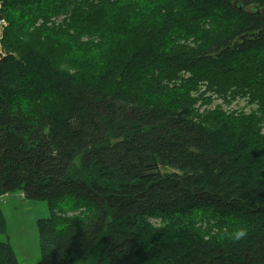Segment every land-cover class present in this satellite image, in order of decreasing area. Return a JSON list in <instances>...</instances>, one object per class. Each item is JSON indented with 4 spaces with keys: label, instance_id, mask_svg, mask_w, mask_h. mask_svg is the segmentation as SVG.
Listing matches in <instances>:
<instances>
[{
    "label": "trees",
    "instance_id": "1",
    "mask_svg": "<svg viewBox=\"0 0 264 264\" xmlns=\"http://www.w3.org/2000/svg\"><path fill=\"white\" fill-rule=\"evenodd\" d=\"M236 1L5 0L0 198L47 202L37 264H264V0ZM202 87L258 116L202 115Z\"/></svg>",
    "mask_w": 264,
    "mask_h": 264
},
{
    "label": "rangeland",
    "instance_id": "2",
    "mask_svg": "<svg viewBox=\"0 0 264 264\" xmlns=\"http://www.w3.org/2000/svg\"><path fill=\"white\" fill-rule=\"evenodd\" d=\"M234 5L238 4V1L234 0ZM237 7V6H236ZM238 11H244L245 13H251L253 11L252 7H243L240 5V8H236ZM263 14V8L260 12ZM65 15L54 17L49 19L47 27L55 30L61 29V26L64 24ZM6 19V18H5ZM63 23V24H62ZM8 26L5 28L2 34H0V58L5 56L3 50L2 40L5 36V31L9 27V22L7 21ZM42 24V21H38L36 27H39ZM62 24V25H61ZM24 34V31H23ZM86 41V40H84ZM83 40L80 43L84 42ZM102 38L99 36H93L89 43L90 45L100 44ZM108 44L104 49H107ZM260 51H253L252 53L258 56ZM100 53V52H99ZM96 52V54H99ZM93 55V54H92ZM194 97H199L201 100H198L196 108L199 109L200 113L204 116L212 113L213 117H217L220 114L224 115L226 120H239L245 123L255 121L256 116H258V107L255 103H250L247 98L237 99L228 103L224 98L218 97L210 92H206L205 88L202 87L198 91L193 92ZM259 134L264 137V124L260 128ZM264 158V153H263ZM264 179V177H261ZM67 204V203H66ZM0 207L2 208L4 218L6 221V233L0 235V243L9 242L18 259L19 264H37L41 259V247H40V236L37 226L38 220L47 219L50 217L51 213L47 202L44 201H31L24 197L22 192H16L14 194L4 195L0 198ZM84 209H82L83 211ZM81 212H70L66 214L69 218L78 217L77 215ZM234 216V214H230ZM182 216H184L182 214ZM180 214H176L174 222H169L160 216H154L150 219L149 224L152 227L157 229L162 228V226L179 225L183 221V217ZM229 216V214L227 215ZM226 216V217H227ZM163 220L165 222H163ZM177 221V222H176ZM199 219L196 220L198 222ZM217 232V231H215ZM214 233V232H213ZM160 258V255L158 256ZM151 263V260H150ZM156 264H169L168 261L159 260L154 262ZM78 264H96V261L90 260H80Z\"/></svg>",
    "mask_w": 264,
    "mask_h": 264
},
{
    "label": "clouds",
    "instance_id": "3",
    "mask_svg": "<svg viewBox=\"0 0 264 264\" xmlns=\"http://www.w3.org/2000/svg\"><path fill=\"white\" fill-rule=\"evenodd\" d=\"M247 235H248L247 227L241 224L234 227L229 233H227L226 238L235 243L246 238Z\"/></svg>",
    "mask_w": 264,
    "mask_h": 264
},
{
    "label": "built area",
    "instance_id": "4",
    "mask_svg": "<svg viewBox=\"0 0 264 264\" xmlns=\"http://www.w3.org/2000/svg\"><path fill=\"white\" fill-rule=\"evenodd\" d=\"M4 4L5 0H0V34H2L5 28L8 26L7 20L1 15Z\"/></svg>",
    "mask_w": 264,
    "mask_h": 264
},
{
    "label": "bare ground",
    "instance_id": "5",
    "mask_svg": "<svg viewBox=\"0 0 264 264\" xmlns=\"http://www.w3.org/2000/svg\"><path fill=\"white\" fill-rule=\"evenodd\" d=\"M1 59V58H0Z\"/></svg>",
    "mask_w": 264,
    "mask_h": 264
}]
</instances>
